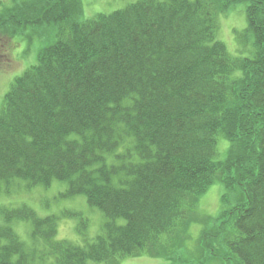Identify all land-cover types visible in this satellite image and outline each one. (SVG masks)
<instances>
[{
    "label": "trees",
    "instance_id": "trees-1",
    "mask_svg": "<svg viewBox=\"0 0 264 264\" xmlns=\"http://www.w3.org/2000/svg\"><path fill=\"white\" fill-rule=\"evenodd\" d=\"M78 2L35 6L48 15L31 23L68 24L79 39L71 51L65 37L41 49L4 93L0 192L64 181L62 197L81 193L99 209L101 232L83 243L56 239L54 216L0 206V264H116L154 251L164 259L158 247L174 248L214 182L235 197L222 195L211 233H202L205 255L264 264V0H136L82 24ZM233 4L245 6L250 57L217 39L219 13ZM20 12L12 9L15 22ZM220 139L230 143L223 161ZM15 219L30 222L42 250L23 245Z\"/></svg>",
    "mask_w": 264,
    "mask_h": 264
},
{
    "label": "rangeland",
    "instance_id": "rangeland-1",
    "mask_svg": "<svg viewBox=\"0 0 264 264\" xmlns=\"http://www.w3.org/2000/svg\"><path fill=\"white\" fill-rule=\"evenodd\" d=\"M134 1L136 0H79L82 10L80 14L77 13V20L91 18L97 13H109ZM39 2L40 0H0V105L10 82L36 62L40 50L50 45L58 31L63 28L62 24L59 27L55 23H31L34 22L31 20H38L40 16L39 7H35ZM18 8L21 12L17 13L15 18L17 22L25 19L29 23L25 28L17 25L13 19L12 9H15L16 14ZM245 28L244 5L233 4L220 11L217 39L222 41L231 53L235 54L236 50L240 49L244 57H250L253 52L252 41L244 32ZM229 144L224 139L218 141L215 159L223 161L227 158L230 152ZM66 187L67 183L64 181H54L47 187L37 185L30 188L25 187L23 182L13 184L9 186L10 193L0 192V206H27L39 217L54 216L57 223L56 239L75 243L90 241L101 232L103 216L98 209H91L82 195L68 194L62 197ZM233 192L234 190H226L222 183L214 182L200 194L187 215L185 225L175 236L174 248L167 250L165 246L158 247L160 252L168 257L160 258L154 251L153 256L143 253L120 259L116 264H221L215 256L209 258L205 255L200 239L203 232L211 233L212 223L219 208L226 204L222 195L235 197ZM80 220L85 221L82 233L77 232V228L81 226L78 224ZM12 227L24 246L38 251L44 248L40 239H30V222L16 221L12 223Z\"/></svg>",
    "mask_w": 264,
    "mask_h": 264
},
{
    "label": "bare ground",
    "instance_id": "bare-ground-1",
    "mask_svg": "<svg viewBox=\"0 0 264 264\" xmlns=\"http://www.w3.org/2000/svg\"><path fill=\"white\" fill-rule=\"evenodd\" d=\"M79 3V11L77 12V13H81V10H82V7L80 8V2H78ZM133 3H135V1L134 2H132V3H130V4H133ZM130 4H128V5H130ZM127 6V5H126ZM124 8V7H123ZM123 8H120V9H123ZM120 9H116V10H114V12L115 11H117V10H120ZM111 12H113V11H111ZM111 12H109V13H111ZM109 13H97L95 16H93V17H91V18H88V19H85V20H82V21H78V23H80V24H82V23H85V22H87L88 21V23H90L91 21H93V20H97V19H99L100 17H101V15L102 14H109ZM46 15H48V14H46L45 12H42V14H41V18H43V17H46ZM87 23V24H88ZM34 25V24H33ZM68 28V24H66L58 33H57V35H56V38H55V40L50 44V45H52V44H54L55 42H56V44L58 43V41L60 40V39H62L63 37H65V39L67 40V43L65 44L66 46L65 47H67L68 48V50L69 51H71V49H72V46H73V42H75V41H77L79 38L77 37V30H76V27H74L72 30H70V31H67L66 29ZM62 30H64L63 32H62ZM157 32V27H154V35L148 40V43H153L157 38V35L156 34H158V33H156ZM61 33V36L59 37V34ZM59 37V38H58ZM37 59V58H36ZM137 94H138V100L139 101H141V95H140V93H139V91H137ZM147 110V109H146ZM65 133H67L66 135H65V137L67 138V139H70V138H72V131H71V129H69L67 132H65ZM137 136H138V132H137ZM168 144H170L169 142H167ZM142 171H145L144 169H142ZM136 174V173H135ZM132 176H130V178L131 179H136L135 178V175H133V174H131ZM138 175H139V172H137V175H136V177L138 178ZM54 181H58V180H54ZM53 181V182H54ZM17 184H19V183H17ZM33 186H37V184H35V185H33ZM32 186V187H33ZM19 187V186H18ZM20 187H21V185H20ZM137 187L139 188V189H141L142 190V187H141V185L140 184H138L137 185ZM11 192V189L8 191V193H10ZM76 195H82L81 193H77ZM82 196H84V195H82ZM90 208L91 209H98V208H96V207H91L90 206ZM32 209V208H31ZM33 210V209H32ZM99 210V209H98ZM117 213V212H116ZM48 216V215H47ZM50 216V215H49ZM43 217H45V216H43ZM16 221H21V222H24V223H26L27 222V220H21V219H15L12 223H15ZM122 220L121 219H117V223H120ZM1 222V221H0ZM8 223H10L11 225H12V223L9 221ZM136 256H138V255H136ZM126 257H130V256H125V257H123V258H126ZM123 258H121V259H123ZM120 259H118V261H119ZM96 264V263H95ZM97 264H102V263H97Z\"/></svg>",
    "mask_w": 264,
    "mask_h": 264
}]
</instances>
